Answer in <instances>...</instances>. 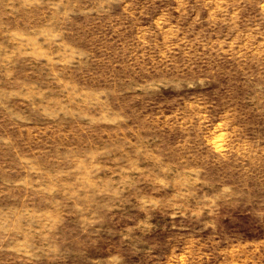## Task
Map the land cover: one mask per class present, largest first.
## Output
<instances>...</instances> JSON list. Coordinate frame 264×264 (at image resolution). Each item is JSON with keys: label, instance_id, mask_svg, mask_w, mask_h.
<instances>
[{"label": "rangeland", "instance_id": "obj_1", "mask_svg": "<svg viewBox=\"0 0 264 264\" xmlns=\"http://www.w3.org/2000/svg\"><path fill=\"white\" fill-rule=\"evenodd\" d=\"M0 264H264V0H0Z\"/></svg>", "mask_w": 264, "mask_h": 264}]
</instances>
